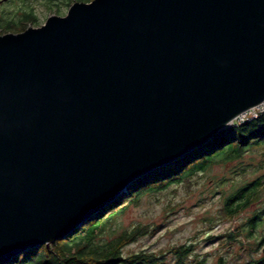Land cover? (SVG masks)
I'll list each match as a JSON object with an SVG mask.
<instances>
[{
	"label": "water",
	"instance_id": "95a60500",
	"mask_svg": "<svg viewBox=\"0 0 264 264\" xmlns=\"http://www.w3.org/2000/svg\"><path fill=\"white\" fill-rule=\"evenodd\" d=\"M262 102L264 0L75 1L1 34L0 264Z\"/></svg>",
	"mask_w": 264,
	"mask_h": 264
},
{
	"label": "rangeland",
	"instance_id": "374dc122",
	"mask_svg": "<svg viewBox=\"0 0 264 264\" xmlns=\"http://www.w3.org/2000/svg\"><path fill=\"white\" fill-rule=\"evenodd\" d=\"M73 3H1L0 35L39 27L52 14L66 15ZM258 179L261 185L252 200L230 216L226 198ZM255 215L261 216L256 228L250 225ZM133 230L139 231L134 241L122 249L124 256L154 255V264H253L263 256L264 247V146L247 149L235 159H218L205 171L190 174L164 190L145 192L127 203L103 236L108 240ZM183 247L190 250L180 258L178 250Z\"/></svg>",
	"mask_w": 264,
	"mask_h": 264
},
{
	"label": "trees",
	"instance_id": "16d2710c",
	"mask_svg": "<svg viewBox=\"0 0 264 264\" xmlns=\"http://www.w3.org/2000/svg\"><path fill=\"white\" fill-rule=\"evenodd\" d=\"M13 26L12 24L11 27ZM254 146H264V114L223 129L200 148L140 177L129 185L126 192L81 228L50 246L44 244L26 250L20 256L14 257L10 264H154V255L136 253L124 256L122 253V249L134 241L139 230L105 240L103 235L108 224L125 209L128 202L138 200L145 192L164 190L174 183L182 182L190 174L205 171L218 159L238 158ZM260 185L261 181L258 179L230 194L225 200L227 213L230 216L237 214L252 200ZM260 220L261 216L255 215L250 219V225L256 228ZM189 250V247L178 250L179 257L183 258ZM253 264H264V255Z\"/></svg>",
	"mask_w": 264,
	"mask_h": 264
},
{
	"label": "built area",
	"instance_id": "2783aa9c",
	"mask_svg": "<svg viewBox=\"0 0 264 264\" xmlns=\"http://www.w3.org/2000/svg\"><path fill=\"white\" fill-rule=\"evenodd\" d=\"M262 114H264V102L257 104L247 109L246 111L240 113L231 122L228 123L226 128L240 125L243 122L258 118Z\"/></svg>",
	"mask_w": 264,
	"mask_h": 264
},
{
	"label": "flooded vegetation",
	"instance_id": "af4514ba",
	"mask_svg": "<svg viewBox=\"0 0 264 264\" xmlns=\"http://www.w3.org/2000/svg\"><path fill=\"white\" fill-rule=\"evenodd\" d=\"M17 1H23V0H0V4L2 3H6V4H11V3H14V2H17ZM76 1H78V0H76ZM82 1V0H81ZM84 2H90V1H92V0H83ZM75 2V1H74ZM5 4H3L2 6H4ZM22 30L21 29H19V31L18 32H21ZM24 31V30H23ZM17 32V33H18Z\"/></svg>",
	"mask_w": 264,
	"mask_h": 264
}]
</instances>
